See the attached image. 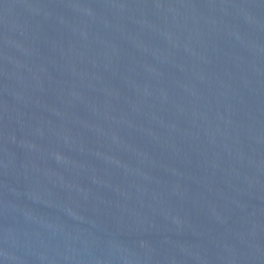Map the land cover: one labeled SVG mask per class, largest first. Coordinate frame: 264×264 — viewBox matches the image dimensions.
<instances>
[{"label": "water", "instance_id": "water-1", "mask_svg": "<svg viewBox=\"0 0 264 264\" xmlns=\"http://www.w3.org/2000/svg\"><path fill=\"white\" fill-rule=\"evenodd\" d=\"M0 264H264V0H0Z\"/></svg>", "mask_w": 264, "mask_h": 264}]
</instances>
